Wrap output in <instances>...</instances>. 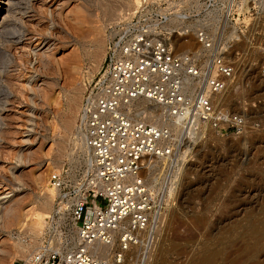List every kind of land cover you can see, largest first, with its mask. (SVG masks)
<instances>
[{"label":"rangeland","instance_id":"1","mask_svg":"<svg viewBox=\"0 0 264 264\" xmlns=\"http://www.w3.org/2000/svg\"><path fill=\"white\" fill-rule=\"evenodd\" d=\"M137 3L0 0V198L6 195L0 264H18L39 243L54 207L50 170L81 163L74 132L82 95L103 61L109 24ZM232 6L233 18L216 8L202 21L231 45L235 75L217 100L245 111L246 124L240 132L210 129L195 140L150 264H197L205 257L211 264H264V0ZM194 23L187 22L182 50L198 45ZM157 166L164 177L167 164ZM136 258L132 251L118 264Z\"/></svg>","mask_w":264,"mask_h":264},{"label":"built area","instance_id":"2","mask_svg":"<svg viewBox=\"0 0 264 264\" xmlns=\"http://www.w3.org/2000/svg\"><path fill=\"white\" fill-rule=\"evenodd\" d=\"M256 1L138 0L109 24L103 61L77 112L80 166L68 161L50 170L53 210L39 243L18 264H118L132 251L134 264H150L195 140L246 124L245 111L215 99L233 80L235 64L231 45L202 20L216 8L231 19L238 14L233 3ZM190 20L198 45L182 50ZM158 161L167 164L164 177Z\"/></svg>","mask_w":264,"mask_h":264},{"label":"bare ground","instance_id":"3","mask_svg":"<svg viewBox=\"0 0 264 264\" xmlns=\"http://www.w3.org/2000/svg\"><path fill=\"white\" fill-rule=\"evenodd\" d=\"M185 41V40H184ZM184 41H182V42H180V44L182 43L185 47H188V45H186V42H184ZM219 95H221V94H217L216 96H215V99L217 100V98H218V96ZM183 161H187V160H183ZM182 161V162H183ZM4 198H6V195L4 194V196H1V198L0 199H4ZM168 208H170V207H168ZM167 208V209H168ZM160 229V228H159ZM157 233H158V231H157ZM157 237V236H156ZM156 242V241H155ZM250 248V247H249ZM210 258H212V256L210 257ZM197 264H211L210 263V259H209V257H205L204 259H202V261H200L199 263H197Z\"/></svg>","mask_w":264,"mask_h":264}]
</instances>
